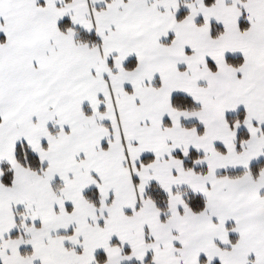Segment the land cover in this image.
Masks as SVG:
<instances>
[{"label": "snow or ice", "instance_id": "snow-or-ice-1", "mask_svg": "<svg viewBox=\"0 0 264 264\" xmlns=\"http://www.w3.org/2000/svg\"><path fill=\"white\" fill-rule=\"evenodd\" d=\"M0 264H264V0H0Z\"/></svg>", "mask_w": 264, "mask_h": 264}]
</instances>
